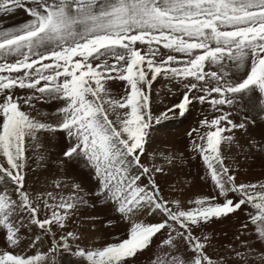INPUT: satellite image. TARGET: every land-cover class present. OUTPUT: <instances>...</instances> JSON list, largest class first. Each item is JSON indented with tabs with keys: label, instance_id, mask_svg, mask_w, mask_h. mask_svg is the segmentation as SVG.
<instances>
[{
	"label": "snow or ice",
	"instance_id": "obj_1",
	"mask_svg": "<svg viewBox=\"0 0 264 264\" xmlns=\"http://www.w3.org/2000/svg\"><path fill=\"white\" fill-rule=\"evenodd\" d=\"M18 9L24 21L0 26V264H59L61 250L81 264H137L146 251L150 264H264V179L241 180L238 159L264 156V0H0V14ZM158 77L178 89L163 109ZM197 104L187 135L211 189L192 199L161 182L184 154L148 146L170 113ZM50 139L62 144L61 169H87L91 189L75 177L54 180L55 191L28 185ZM91 199L127 223L124 237L88 247L67 230ZM241 213L239 243L218 250L202 230ZM250 226L259 248L241 239ZM33 227L51 238L47 252L41 235L27 239Z\"/></svg>",
	"mask_w": 264,
	"mask_h": 264
},
{
	"label": "rangeland",
	"instance_id": "obj_2",
	"mask_svg": "<svg viewBox=\"0 0 264 264\" xmlns=\"http://www.w3.org/2000/svg\"><path fill=\"white\" fill-rule=\"evenodd\" d=\"M25 19L26 14L22 9H18L10 14H0V26H13ZM170 87L172 88V93L178 92L176 87L170 85L168 81L163 78L158 77V82L154 84L153 98L160 109H163L166 105L177 102L176 97L168 91ZM111 89L115 95L119 96L124 92V85L120 81H115L112 83ZM38 107H40L41 111L54 110V108L50 105H38ZM169 116V120L164 122L161 128L152 133V141L148 146L149 152H164L166 154H177L182 152L184 154L183 159H176L173 166L165 164L166 170L169 169L170 172L168 173L169 175H167L170 177V180H167L166 183L161 181L164 185L165 191L166 193L169 192L176 196L183 198L189 197L192 199L196 198L198 195L208 194L211 189L210 179H201V177L205 176V166L199 156H196L193 159L195 154L190 150L191 138L187 135L193 127L198 126V121L201 118V106L197 104L191 109L190 114L186 113L184 117L179 116L178 110L174 113H170ZM254 132L255 135L259 137L260 129L257 128ZM245 140L246 137L241 135V143H244ZM61 147L62 144H60L57 139H50L45 142V164L44 166H41L38 161H32L31 168L28 171V185L40 190L48 188V190L55 191L53 185L54 180H67L71 183L72 178L75 177L82 179L85 190L91 189L95 185V181L91 179L87 169L76 164L68 165L67 167L61 169V166L58 163L61 156ZM234 154H236L235 149ZM33 155H35V153H33ZM238 159L240 164L239 178L244 177V180H253L252 182H256L258 179H264V156H261L258 153H253V155L249 156L247 160H245L243 156H239ZM256 160L257 162L259 161L261 166L255 168L253 178L250 179L246 176H240L241 171H248V166L246 165H250L252 161ZM148 161L149 158L145 157L142 162L147 163ZM157 163H164L159 158V155L157 156ZM250 170H252V165ZM242 175H244V173H242ZM173 187L179 189V191L173 192ZM64 191L67 193L70 189H65ZM91 203L96 206L84 208L85 210L81 209L80 213L74 217L76 218V220H74L76 225L73 227L70 223L67 228L68 231H74L84 237L81 246L99 247L106 241L111 240L114 236L124 237L126 235L128 229L127 223L120 220L119 217L113 213L109 205H102L95 199H91ZM92 216L100 217V219L95 221L86 219L87 217ZM109 219L114 221L111 225L107 224ZM243 222H246V217L243 213H241L238 218L233 217L231 219H223L219 222L210 224L202 231L212 236L213 244L218 250L223 251L221 246L239 243L236 241V236L238 234V228ZM93 227L95 230H93ZM32 229L35 230V236L41 235L42 237V243H40L38 250L47 252L51 247V238L44 236L37 228L33 227ZM30 230L31 228L26 229V237L30 235ZM199 231L201 230H198V232ZM27 238L30 239V236ZM57 239H59V236H57ZM241 239H245L256 244L257 248L260 247V244L256 239V235L251 231V226L248 233L241 237ZM94 241L95 244L93 243ZM71 243L73 244V250H75V242ZM63 253L67 252L61 250L58 254ZM159 255L163 256V253H159ZM152 257L153 252L146 251L144 255L139 257L137 264H150V259Z\"/></svg>",
	"mask_w": 264,
	"mask_h": 264
},
{
	"label": "bare ground",
	"instance_id": "obj_3",
	"mask_svg": "<svg viewBox=\"0 0 264 264\" xmlns=\"http://www.w3.org/2000/svg\"><path fill=\"white\" fill-rule=\"evenodd\" d=\"M254 159V158H253ZM250 162V161H249ZM246 165V164H245ZM251 165H252V170H250L251 169ZM246 166H248L247 168V170L248 171H245V172H242L241 171V175L240 176H246V177H248V178H253V172H254V170H255V168H258V167H260L261 165H260V163H259V161L257 162V160L256 161H252L251 162V164L249 165V164H247ZM244 169V168H243ZM244 170H246V169H244ZM261 170V169H260ZM264 170V169H263ZM168 171V173H170L169 172V169L167 170ZM242 173H244V175H242ZM261 173V172H260ZM169 175V174H168ZM255 175V174H254ZM262 175V174H261ZM264 175V174H263ZM171 176H173V175H171ZM241 178V180H244V177H240ZM260 178V177H259ZM174 179V178H173ZM167 180H170V177L169 176H167L166 177V179L165 180H163V182H165L166 183V181ZM256 180V179H255ZM259 180V179H258ZM253 181V180H252ZM164 183V184H165ZM171 183V182H170ZM190 187V186H189ZM169 193V192H168ZM169 194H171V193H169ZM171 195H173V194H171ZM186 198V197H185ZM189 198V197H188ZM82 210H85L84 208H82ZM74 219V218H73ZM75 220H76V218H75ZM74 222V220H72V222L71 223H73ZM74 227V226H73ZM89 231V230H88ZM32 233V232H31ZM33 234V233H32ZM32 237V236H31ZM34 238V237H33Z\"/></svg>",
	"mask_w": 264,
	"mask_h": 264
},
{
	"label": "trees",
	"instance_id": "obj_4",
	"mask_svg": "<svg viewBox=\"0 0 264 264\" xmlns=\"http://www.w3.org/2000/svg\"><path fill=\"white\" fill-rule=\"evenodd\" d=\"M59 264H81L79 258L73 257L68 252L63 254H57Z\"/></svg>",
	"mask_w": 264,
	"mask_h": 264
},
{
	"label": "crops",
	"instance_id": "obj_5",
	"mask_svg": "<svg viewBox=\"0 0 264 264\" xmlns=\"http://www.w3.org/2000/svg\"><path fill=\"white\" fill-rule=\"evenodd\" d=\"M73 220H75V218H74ZM73 223H74V222H73ZM73 223H71V224H72L73 226H75L76 224H75V223L73 224ZM31 232H32L33 234H32ZM29 236H30V239H34L33 237H35V230H33L32 228H31V230H30V235H29ZM29 236H27V237H29ZM31 236H32V237H31ZM27 239H28V238H27Z\"/></svg>",
	"mask_w": 264,
	"mask_h": 264
}]
</instances>
